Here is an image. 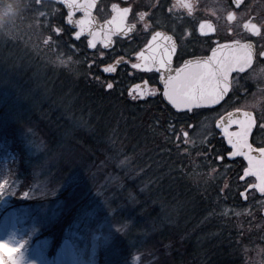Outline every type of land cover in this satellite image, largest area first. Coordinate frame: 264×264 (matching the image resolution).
<instances>
[{"label":"trees","instance_id":"trees-1","mask_svg":"<svg viewBox=\"0 0 264 264\" xmlns=\"http://www.w3.org/2000/svg\"><path fill=\"white\" fill-rule=\"evenodd\" d=\"M85 81L70 75L74 104L67 111H79L87 127L61 143L68 125L56 100L26 120L36 121L32 127L8 120L0 127V218L9 208L30 206L31 237L50 232L56 243L80 230L74 245L94 246L88 264H131L132 256L138 264H255L261 214L245 209L229 186L188 178L190 163L198 161L176 140L180 116L159 104L138 107L118 90L105 94ZM89 114L105 119L104 127ZM22 129L35 134L41 166L51 174H35L38 166L25 159L16 136ZM7 150L16 161L3 159ZM123 154L130 159L121 167Z\"/></svg>","mask_w":264,"mask_h":264},{"label":"flooded vegetation","instance_id":"flooded-vegetation-1","mask_svg":"<svg viewBox=\"0 0 264 264\" xmlns=\"http://www.w3.org/2000/svg\"><path fill=\"white\" fill-rule=\"evenodd\" d=\"M188 2L194 4L191 16L187 10L174 7L176 0H95L91 17L92 30L97 34L93 37L85 28L79 40L74 39L75 32L79 31L78 27L74 23H68L70 9L60 0H40L39 3L36 0H20L11 8L26 18L36 16V20L31 18L34 27L38 32L46 34L44 41L51 44L49 46L53 50L58 42L64 41L68 48L77 51L78 55L73 56L78 64L74 67L75 72L83 71L87 79L102 93L118 90L138 107L159 104L163 110L179 115L181 119L176 140L197 158L205 174H214L218 180H226L225 187L229 186L238 192L243 207L247 210L257 208L264 221V193L254 187L258 183L254 176L244 175V170L248 167L247 160L243 156L229 155L231 145L223 129L217 127L221 118H224L225 123L228 122L229 113L235 119L243 112H249L255 123L248 142L254 149L264 147V128L261 127L264 124V56L261 55L264 53V0H239L238 3L237 0ZM113 4L120 9H129L124 23L134 27L124 34L112 35L109 47L105 48L104 44L108 42L105 31L107 22L114 15ZM228 12L235 15L231 22L227 20ZM141 14H144L143 20L140 19ZM83 16V12L76 11L71 19L78 21ZM248 21L261 28L260 35H253L243 28V24ZM200 23H211L215 30L201 35ZM156 32L171 36L176 43L171 64L173 74L186 61L206 59L218 44H232L234 41L252 45L253 64L242 73L230 75L229 91L219 103L203 104L193 107L191 111H175L163 100L161 74L155 69L145 71L132 67L140 62L138 54H149L144 49ZM89 40L94 41V48L88 46ZM106 67L115 70L105 72ZM108 84L113 87L109 89ZM141 92L154 94L141 95ZM169 123L172 124V121ZM228 130L237 131V125L231 124ZM253 155L258 156L259 153L255 152Z\"/></svg>","mask_w":264,"mask_h":264},{"label":"rangeland","instance_id":"rangeland-1","mask_svg":"<svg viewBox=\"0 0 264 264\" xmlns=\"http://www.w3.org/2000/svg\"><path fill=\"white\" fill-rule=\"evenodd\" d=\"M18 1L20 0H6V2L0 0V112H2L0 113V127L7 126L10 121L32 127L31 124L36 121L26 120L36 114L40 117L39 110L42 104L49 105L52 100H56L57 107L63 110L61 114L63 120H66L68 125L65 131L60 132L61 140L58 142L61 143L71 137L74 130L87 127L79 111L76 110L74 115L73 112L67 111L74 104V96L72 97L68 86L70 75L71 81L76 83L88 81V79L83 71L75 72L74 67L78 64L73 60V56L78 55L77 51L68 48L64 41L58 42L53 50L49 46L51 44L44 41L46 34L38 32L34 27L31 18L36 20V16L31 15L26 18L11 8ZM88 118L93 121L100 119L98 123L101 127H104L106 122L105 119L95 114H89ZM22 130V132L18 131L16 136L21 141V151L24 152L25 159L29 158L31 166H38L35 174H39L40 171L43 177L51 174V170H47L45 165L41 166V162L44 161L42 159L44 158L43 147L39 144L35 134L29 129ZM1 144L2 142L0 146ZM120 150L122 151V148ZM5 154L4 160L16 161L13 150H7ZM129 159L128 155L123 154L118 165L125 166ZM188 178L193 183H201L203 186L216 184L220 185L221 189L226 188V180L222 178L218 180L214 174H205L200 164L195 161L188 167ZM90 186L91 184H88L87 187L90 188ZM22 196L26 197L25 192ZM31 213L30 206L9 208L0 218V244H6L8 248H16L11 256L17 257V264H88L87 262L95 252L94 246L87 247L86 245L77 248L74 245L76 237L81 235L80 230L70 234L67 238L63 235L57 243L55 242L56 235L50 232L31 237L30 228H32L33 221L30 217ZM259 224L261 237H256V239L260 240L261 245L256 249L252 258L255 264H264L263 218L260 219ZM24 231L30 235L28 243L25 244L21 237ZM99 249L104 254L112 252L110 246H101ZM3 256L9 259V252L0 249V257H2L0 264H4ZM130 260L131 264H138L135 257H130Z\"/></svg>","mask_w":264,"mask_h":264},{"label":"snow or ice","instance_id":"snow-or-ice-1","mask_svg":"<svg viewBox=\"0 0 264 264\" xmlns=\"http://www.w3.org/2000/svg\"><path fill=\"white\" fill-rule=\"evenodd\" d=\"M36 2L39 3L40 0H36ZM60 2L65 3L70 9L68 23H74L79 29V31L75 32V40L80 39L85 28L89 30V35L96 36L97 33L92 30L93 20L91 17V9L95 6V0H83V2L81 0H60ZM238 2L239 0H237ZM174 7L187 10L189 16L193 14L194 4L188 2V0H176ZM76 11L83 12L84 16L78 21H73L71 17ZM112 11L114 15L107 22L108 27L105 31V39L108 41L104 44L105 48L109 47L112 35L124 34L131 31V28L134 27L124 23L129 13L128 8L120 9L113 4ZM140 19H144V14L140 15ZM234 19V13L228 12L227 20L231 22ZM243 28L253 35L261 34V28L251 21L245 22ZM214 30L211 23H200L199 25L201 35H207ZM56 31L59 34V29ZM88 46L94 48V41L89 40ZM176 47V43L171 36L156 32L148 43L149 54L145 55L143 52L138 54L137 59L140 62L133 64L132 67L145 71L155 69L156 72H159L164 87L163 95L177 109L183 107L191 111L193 107H200L203 104L219 103L229 91L230 75L232 73H242L253 64L254 52L252 45L234 41L232 44H218L217 47L212 49L211 56L206 59L186 61L173 74L171 64ZM261 55L264 56V53H261ZM114 70L112 67L104 69L105 72ZM107 87L111 89L113 86L108 84ZM145 94L154 93L141 92V95ZM233 123L237 125L238 130L229 132L228 129ZM254 123L255 121L249 112H243L235 119H233V114L229 113L228 122L225 123L224 118H221L217 122V127L223 129L224 135L231 145L232 151L229 155L243 156L247 160L248 167L244 170V175L254 176L258 182L254 187L264 193V147L254 149L248 142V136ZM261 127L264 128V124ZM255 152H258L259 155H253ZM3 189L4 184H0V190ZM0 249L9 252V259L4 261V264H17V257L11 256V253L16 251L15 247L8 248L6 244H0Z\"/></svg>","mask_w":264,"mask_h":264},{"label":"water","instance_id":"water-1","mask_svg":"<svg viewBox=\"0 0 264 264\" xmlns=\"http://www.w3.org/2000/svg\"><path fill=\"white\" fill-rule=\"evenodd\" d=\"M144 51L146 52V51H148V45L146 46V48L144 49ZM211 56V55H210ZM163 100L168 104V105H170L175 111H182V110H184V109H186V108H183V107H181L180 109H177V108H175V107H173V105L167 100V98H165L164 96H163Z\"/></svg>","mask_w":264,"mask_h":264}]
</instances>
